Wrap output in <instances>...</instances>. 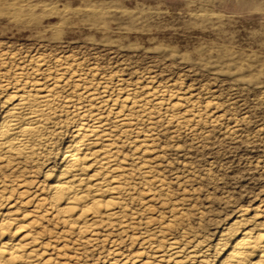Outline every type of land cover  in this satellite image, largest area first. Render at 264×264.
Segmentation results:
<instances>
[{"label":"rangeland","instance_id":"obj_1","mask_svg":"<svg viewBox=\"0 0 264 264\" xmlns=\"http://www.w3.org/2000/svg\"><path fill=\"white\" fill-rule=\"evenodd\" d=\"M34 82L58 100L33 151L0 155V214L41 264H175L171 241L218 264L234 220H263L264 0H0V120ZM81 124L120 175L94 224L50 204Z\"/></svg>","mask_w":264,"mask_h":264},{"label":"bare ground","instance_id":"obj_2","mask_svg":"<svg viewBox=\"0 0 264 264\" xmlns=\"http://www.w3.org/2000/svg\"><path fill=\"white\" fill-rule=\"evenodd\" d=\"M15 93L4 99V103L9 106L0 120V155L3 156L34 150L36 141L44 137L43 126L51 115L52 105L58 100L56 92L51 88H42L37 82L31 84L29 91L23 94ZM86 97L94 99L95 95L88 93ZM136 103L137 101H132V105L128 107L135 108ZM120 105H126V98ZM171 106H175V103ZM128 116L129 114L119 115L118 118L128 121ZM101 128H103L101 125L85 124L74 128V140L60 162L61 168L57 178L49 185L50 204L67 223L81 220L83 224L90 221L94 224L101 218L116 216V212L109 206L117 197L107 199L109 193L106 192L120 189V175L108 174L113 170L114 159L109 152L110 147L108 150L105 149L108 143H99L101 140L104 141L102 139L104 130ZM99 144L101 145L98 146ZM14 220L11 214H0V264H41L38 261L40 260L38 254L34 253L36 234L25 230L22 223L13 225ZM244 221L243 218L236 219L231 226L229 225L226 235L233 239V242L218 264H264V218L260 222L253 219L254 223L251 226H245ZM84 227L81 226L80 230ZM20 234H24L22 236L24 238L13 237ZM167 251L175 264L186 258L189 259L186 264H211L207 257L198 256L194 250L185 252L173 241L168 243ZM163 256L165 255H158L157 261L163 260ZM46 261L51 259H45L42 264Z\"/></svg>","mask_w":264,"mask_h":264}]
</instances>
